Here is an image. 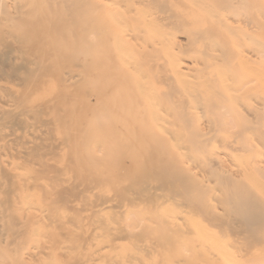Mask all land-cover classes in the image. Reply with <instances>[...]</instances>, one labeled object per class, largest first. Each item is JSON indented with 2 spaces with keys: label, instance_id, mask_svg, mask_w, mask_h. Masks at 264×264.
Wrapping results in <instances>:
<instances>
[{
  "label": "rangeland",
  "instance_id": "374dc122",
  "mask_svg": "<svg viewBox=\"0 0 264 264\" xmlns=\"http://www.w3.org/2000/svg\"><path fill=\"white\" fill-rule=\"evenodd\" d=\"M6 1L8 2L7 3L8 6L14 3H18V2L25 4L26 9H27L25 18L28 20H37L38 15L42 13L41 9L45 7V0H9V1L6 0ZM106 1L105 0H69L68 2H65L64 0H56V3L54 4L55 14L53 13L54 18L60 20V22H62V20L66 18V22H65L66 25L62 27V30L67 33L68 39L62 42V46H64L68 55H70L71 58L74 59V63L75 64L77 63V66H75V64L70 66L69 71L76 75H80L82 73L88 72L86 76L89 82V88H88L89 98L84 102V107L87 110V112L83 116H85L86 120L91 123V120L93 118L92 116L93 113L91 109L95 105L99 104L100 100H105L104 98H107L105 101H108V97L114 100L113 105L111 104V106H107L104 109L103 116H102V118H104L103 126L99 124L103 127L102 133H101L102 136L101 138H99V140L101 142H105V144L107 145H111L112 150L113 149H114L113 151L116 150L113 157L119 158L120 165H124L122 169L121 180L119 182V189L124 190V188H126V190L122 192V195L120 193L118 195L116 192L112 193L113 196L111 195V197L113 199V203L120 201V197L122 196L121 201L125 202L128 206H130L133 209V212H132L133 214L130 216V218L126 219L125 217L120 215L117 210L112 209L109 212V215H106L107 217L100 216L98 218V216L96 215L91 216L89 218V219H92L90 221L91 226L92 225L93 227L100 226V225H102V227L107 226L109 228L110 237L115 238L116 236H114V234L117 233V231L123 232V230L128 228L127 226H125L126 224L130 225L131 222H134L135 224H137V222L140 220L138 218L142 216H147L148 218H150L155 224L152 225L149 229L147 230L145 229V231L137 229V230H134L133 234H130V233L128 234L126 232H123L124 234H121V236L123 237L126 235L128 237V239L124 241L123 244L124 243H126L127 245L131 244L134 248H137L135 249L136 257L133 256L134 257L133 261H135L136 263L140 262V259L143 255L144 256L147 255V257H149L147 258L148 260L147 264H227V261H225L224 259H227L226 257L227 256L229 257V255H227L226 257L223 255V258L224 257L225 258L222 259V257L219 256V254L222 252H220L219 254L216 253L217 251H220L219 249H221V251L224 249L223 252L227 251L226 254L228 253V251L230 252L231 258L237 262L236 264L238 263L239 264H242V263L243 264H264V231H263L264 230V197H263L264 192L262 193L261 191L260 193L259 191L260 189L261 190H264V189L263 187H260L258 188L259 189L258 190L257 187H254V185H251L253 184V182L250 183V179H245L246 176L248 177L250 176L254 178V179L251 178L252 181L261 180V182H263L261 186H264V171L262 170V168L264 167V159H263L264 158V117L261 115L260 118L249 120L250 119L249 117L244 116L246 115V112L253 113L254 111H257L259 109V106L264 103V94H263L264 86L262 85V83H259L260 81L262 82L264 81L263 79L261 80L258 79V77L260 76L259 74L262 73L261 77L259 78H263V74H264V70L262 69V66H261V64L264 65V58H263L264 57V50H263L264 49V41H263L264 40V20H263L264 19V0L263 1L257 0V2L253 3L255 7V9L254 8L253 9L255 10V12L257 9L259 10L257 14L253 12L254 13L253 16L251 14L248 15L250 17V22L252 23V25H246L245 22L242 21V19L244 20V17H243L244 15L241 16V15H234V14L229 13L230 10H235L236 8H237L236 11H238L239 0L238 2H236L237 0L236 1L230 0L229 2L228 0H200L203 3L202 2L200 3V1L198 0L197 4L194 0H190L191 2L189 0H164L165 2L164 5L166 4L167 6H169V7H166L165 5L164 8L166 9L164 8L161 9V6L154 2L145 3V0H113L115 1V4H114L115 6L113 7L111 5L113 9H115L116 6L119 7V8L116 7V9L113 12H111V10H109L108 8H110L111 6L109 5L113 4L114 2L110 0L109 1L110 4L108 5L107 4L108 2L106 3ZM192 1H194V4H192ZM95 2L98 3L99 5L95 4ZM118 2L121 3V6ZM233 2H236V4L237 3L238 4L236 5ZM116 3H118L119 5L118 4L116 5ZM259 4H260V8H259ZM202 5H204V7ZM229 5H232V6L229 7ZM67 6L69 7V10H67ZM212 6H214V8ZM159 8L162 11L158 10ZM168 8H169V11H166L168 10ZM204 9L209 11V13L207 11H204ZM115 11H117L118 13ZM143 11L149 17L146 15L143 17L144 13H142V16H141L140 12H143ZM202 11L205 13L207 12L208 15L203 13ZM219 11H221L222 13H226V15L228 14L230 19H228V17H225L224 16L225 14L222 16V13H220ZM119 12H121V15L122 14L123 15L121 16ZM213 12L217 13L218 16H215L216 14ZM112 13L119 14V17H116L117 14L114 16L116 17V19L121 18L120 21H122V19H124L125 17L126 21L128 20L129 22H131L132 25L131 24L128 25L127 23L129 22L125 23L126 22L125 20L124 22L122 21L123 23H125L123 25L129 26V27L127 26V29L129 28L131 30V26H132V31H130L131 32L130 37L133 36V40H131L132 37L130 38L129 36H125L120 33V30L122 28L120 27V24H118V22H116V24L115 22H112V21H116V19L115 20L111 19L112 16L110 14ZM170 13L171 14L173 13L174 17L170 18L171 16L169 15ZM212 13L214 16L213 15L211 16ZM55 15H58V16H55ZM215 17L218 18L217 21ZM80 18L83 20H81ZM147 18H148L147 23L150 22V25H152V27L154 28L156 27L157 33H161L163 31L165 32L167 30L166 31L167 33L168 31H170L169 34L174 35V42L172 43L173 45L170 47L168 44L166 45V47L167 48L170 47V50L172 51L174 50L173 52L175 53L176 51H178L177 53L179 55L176 53L178 58L176 57V55H173V53L170 56H174V58H177L176 60L179 63H181L179 69L183 67L182 68L183 70L180 69L181 71H183V75H185L184 74L185 72H187L186 75L188 74L191 75L190 77L191 79L187 78V76L185 75L186 78L189 79L188 81L189 82L195 81L198 84V86H195L196 84L192 85L194 83H186L185 80L187 79H183L184 81H181L182 86L181 84L179 85V82L177 80L178 77L177 78L175 77V75H177V72L179 70L174 75L175 73L174 71L178 69L177 67L179 66L178 65L179 63L176 60H174V64L175 63H178V64H177V67H175V69L172 71L171 65L173 64L169 65L171 62L169 61V57H167L169 56L166 53L167 50L163 52L164 49H162V46L164 44V39L163 38L162 40L160 39L161 41H163V43L162 42L160 43V41L158 40L159 38H157L158 36H156L157 34L156 33L153 34V32L150 31L149 29L151 28L149 27L150 25L145 22L147 21ZM154 19L158 21L159 23L163 21L161 24H159L163 26H160V28H158L159 26H155L157 22ZM221 19L222 21H219ZM151 21H153V23L155 24H152ZM177 22H179L180 24ZM204 23H206L207 25H204ZM185 24H186V27L184 26V29H183V25ZM210 24H212V26ZM229 25L230 26L232 25V26L230 27ZM237 25L240 27H238ZM242 25L244 26L246 25V27L248 26L249 27L245 29L246 27L243 28L244 26ZM254 25H255V28H254ZM123 28H124L123 32L124 31L128 32L129 29L127 30L125 29V27ZM203 28L208 29L207 31L205 29V32L209 33L208 35L203 32L204 30L201 31ZM198 29L202 33L200 32L198 33L195 31V30L198 31ZM212 29L214 30V32H212L213 31ZM250 29L255 30V31L251 30L250 32ZM13 30L15 31L17 30L16 32L20 34L24 33V31L18 32L19 29H13ZM189 30L191 33H188ZM232 31H234L235 33H233ZM164 32L161 33V37H164V34L166 33ZM230 32H231V35L228 34ZM118 34H119V37H122L120 39L122 41L117 40L119 39ZM187 34H188V38L186 37ZM202 34L203 35L206 34V36H203ZM153 36L154 37L156 36V38H154ZM195 36L197 37L195 38ZM190 37H193V38H190ZM24 39H25V43L26 42L30 43L29 36H26V37L24 36ZM154 39H156L157 42L160 44L157 48L159 52L157 49H155V52H154L149 48L153 44L154 41L152 40ZM185 39H186V42H185ZM241 39L245 40L244 41L245 44L243 48L246 51L243 48L242 50L235 48L237 49L235 51L233 43L235 44ZM118 42H123L124 45H126V46L121 45L123 47V49L122 47H120L122 52L117 51L120 48L117 49L115 47L116 45L117 47L120 46V43L118 44ZM169 42L171 43L172 41H169ZM175 42L180 44V47H182L181 49H183L182 52H181V49H179L180 48L179 44H177L179 47L177 48V45ZM184 42L188 46H186ZM188 43H191L192 45ZM218 43L221 45H219ZM7 44L8 43H6V45ZM229 44H231V46ZM4 45H1L0 47L2 48V46L4 47ZM9 45L11 47L14 46L12 44H8V46ZM85 45L87 46L86 47L87 50L85 49ZM184 46H186L187 48L189 47V48L187 49ZM77 47H78V50H77ZM96 49H98L99 51L98 50L94 51ZM124 49L126 50L129 49L128 51L131 53V54H127L128 52L126 51L127 52L126 54L131 58L128 57L127 59L129 60H125L124 62L129 61L130 63L128 62V63L122 64L123 60L120 62L121 57L119 58V55H117V52L124 54ZM198 49H200V51L202 52H204L205 50H208L210 53L207 55H202V53H200ZM89 51L91 52L90 54H88ZM146 51H148V53ZM186 51L187 53H190V54L192 53L190 55L191 57L186 53ZM198 52H199V55L196 54ZM211 52L217 55H214ZM224 52H226L227 54ZM220 53L222 54L219 56ZM233 53L235 55H233ZM200 54L202 56H200ZM248 54L252 55L254 58L258 57V60L260 61V63H258L253 58L251 59L252 63L250 62V65L252 64V68H255V73L258 72L256 70H259V73H258L259 76L255 74L257 78L255 76L253 77L254 74L253 75L249 74L248 72L249 69H247V67H249L250 65L247 66L249 64L248 61L245 62L246 60L245 61L243 60L244 63L242 64V65L244 64L246 65L247 63L246 65L247 67L244 65L247 70L245 69L244 66H241L240 62L242 61H240V57H247ZM257 54H259V56ZM150 55H156V57L152 58L150 57ZM195 55H198V57ZM132 56H134L133 57L134 60L132 59ZM221 56H223L224 58ZM225 56L227 58H225ZM123 57L124 55L122 56V59H124ZM199 57L202 59H199ZM212 58L215 60L217 59L218 60L213 61L211 60ZM130 59H132L133 61H131ZM165 60H166V63L164 64ZM83 61L84 63L87 62V64L89 65V68H92L90 72H89V68L86 67L85 70H83V67L81 68L78 66V64H82ZM131 63H134L135 69L132 67L131 68L127 67ZM145 63H147V65ZM87 64L86 66H88ZM92 65L95 67H93ZM104 65H106V68H104ZM154 65H155L156 71L152 69ZM162 65L165 67L166 70H170L171 73L170 71L165 70V73H167L166 77L168 81L164 83L160 82L161 84L160 83L157 84L159 82L157 80V76L161 75L160 74L161 67L160 68H157V67L162 66ZM232 65L233 67H235V70H233L234 68L231 69ZM203 66H205L204 70L201 69L203 68ZM196 67L199 69H197ZM77 68H80V69H77ZM193 68H194V73L192 71ZM252 68L249 71H252ZM243 69H245L246 71ZM133 70L134 71L138 70L137 72L139 73L142 71V75H140L141 73L140 74L137 73V76H136V72H134L135 73L134 74ZM219 71L220 72L222 71L224 74H226L225 75L226 77L227 75L229 76L228 78L224 77L226 81L223 80L224 78L222 79L220 77V76H223V73L219 75L218 74L220 73ZM148 72L151 73L152 75L150 74L151 75L150 76ZM181 73H179V75L177 76H180ZM246 74H249V75H246ZM138 75L142 77L145 76L144 80L138 77ZM147 75L150 76V77L148 76L149 80L150 78L151 79L154 78V81L150 80L149 82V80L147 79ZM203 78H207V79H203ZM250 78L252 80H254L255 78V82L253 81L251 83L250 81L252 80H250ZM116 80L120 82V85L118 86V88H114L113 81H116ZM222 80L225 82H223ZM139 81H141L140 83H144V87L148 85L150 86V87H147V90L144 89L145 90L144 93H146V91L153 90L154 89L153 86L156 84L158 87L160 85L161 86L160 88H157V86H155V89L153 91H151L150 93L147 92V95L145 94L146 95V99H145V97L141 96L144 94H140L141 91L139 92V90L137 89L138 88L137 84ZM155 82L156 84L152 85V83H155ZM211 82H213V85ZM225 83H226L225 87H228V88L230 87L229 90L224 87ZM183 84L185 85L191 84L192 86L188 85V87H186ZM217 84H220V85H217ZM257 84L258 86H256ZM3 85L5 87H9V84L7 83H4ZM94 85L96 86L98 85L99 88L95 87L96 88L95 89ZM142 86L143 85H140L139 87L141 88L139 89H142L143 88ZM183 86H184V89L189 88L188 90L189 92L190 91L191 93L195 92L196 96H194V98L193 97L191 98L193 94H190L191 96L187 95L189 93L185 94V91L182 90ZM221 89L223 91H221ZM72 91L75 92L74 90ZM219 92H220V95H218ZM148 93L150 94V96H153V98L152 97L147 98ZM173 93L176 94V96ZM173 96L176 98H172ZM154 97L155 99L157 98V100H155ZM232 97H234L235 100H233ZM150 98L154 99L158 103V105L155 103L156 108H154L152 104L148 103V101L153 102L152 100H149ZM225 98H227V100ZM250 98H253L254 100ZM194 99L195 101L196 100L197 101L192 102ZM165 103H168V104L165 105ZM73 104H72V108L78 111L80 109L79 106H77L78 102H74ZM157 107H162L164 111V114H163L164 116L161 122L164 121V119H165V122L163 123V125L161 123L160 126L162 127V129L167 127L163 130H167L168 132L172 134V136L169 135L170 133L168 134L167 131L166 132L164 131L165 132L164 133L163 131L157 128L158 125L156 126V123H155L156 121L153 123V120H152L154 114L150 116L148 115V112L152 113L153 111V113L156 114V112L158 113L160 109L162 110V108H159L158 111L155 110L157 109ZM186 112H189L190 115H186L185 114ZM81 122L87 123L84 121H81ZM158 122L160 124V121ZM104 125L106 127H104ZM256 128L258 130H255ZM206 132H209V133H206ZM249 133H251L252 136ZM107 135H109V137ZM156 135L162 136L163 139L162 137L161 139H156L155 138L157 137ZM211 135L213 137H211ZM165 137L167 140L165 139ZM169 137H172L173 139L172 138L170 139ZM252 138H254L255 140L253 141ZM171 140L176 141L175 144L178 147H176V145H173V141ZM217 142H220V144ZM143 143H146V144H143ZM181 144L183 145L184 148L183 147L181 148L180 146ZM255 145H256V148H255ZM211 147H213V150L211 149ZM232 147H236L241 150L237 153L239 154L237 155V158L238 156L243 157L242 159H244V162L246 160L245 163L247 164V166H241V164L239 163H242V165H244V163L239 162L237 161V158H234L235 156L234 153L230 152L231 151L230 149ZM176 148H178L179 150ZM220 150L223 151V153H221ZM257 151L261 152L263 158H261L262 156H260ZM226 152H228L227 153L228 156L226 155ZM183 153L187 154L188 159L186 160L191 162L193 165L190 163L188 164V162L184 161V156L186 155ZM152 157H155V158H152ZM209 157H211L212 159L215 157L213 160H215L216 162H219L220 165H223L224 170L227 172L225 173L223 171H217V170L209 171L208 170L209 168L208 158ZM259 158H261L260 162H259ZM3 160L5 161V159ZM2 162L0 161L1 165L4 163ZM145 162L147 164H145ZM224 162H225V165H224ZM255 163L258 165L257 166L254 165ZM233 164L235 165V169L234 167H232L234 166ZM255 166L260 167L261 171L258 170L259 168H256ZM1 168L2 167H0V169ZM161 168H164L167 171H173V172L175 171V169L176 170L178 169L180 171L179 172L177 170L173 173L175 174L176 177L174 178V182L172 183L171 186L167 182H162V177H161V174L159 173ZM256 170L257 172H255ZM0 171H1L0 172V264H69V263L76 264L73 262L74 261L79 262V260L82 261V259L85 258L86 254H83L80 250L82 247V243H83V240L80 239L81 238L80 236L84 232L86 225L87 227L89 226V221L88 219H86V216L89 212H91L90 209L95 210L93 209V207H90V203L92 202V199H95L94 195L97 192L94 189H90V191H87L86 194L84 193V196L82 194H79L77 189H73V186H75V179L73 177L68 176L65 178L66 182L64 184L70 190L68 189V191L62 194H63V197H65L64 195H67L66 197H68L69 195L70 196L68 197V199H64L62 201L61 199L62 194H60L61 196L59 198L58 193H55L57 189L49 188V187L44 188L43 186L45 184H40V186L37 189H34L32 192H29V194L33 198H36V200L38 201L40 199L41 201L40 208H37V210L35 209L36 211L34 210L32 211V210L23 208L24 205H22V201L24 198L22 197H25L24 189L19 188L17 184L14 182V179L12 177H8L9 178L8 181L3 176L1 177V175H4V174H2V170ZM216 172L218 175L215 174ZM252 172L254 173V175ZM125 173L127 174L125 175ZM235 173H237L238 176ZM223 175H225V177ZM220 176H222V178H225V179H222ZM230 176L232 178H230V181H229ZM231 181L234 183H232ZM257 182H259L258 184H261L260 181H257ZM8 184H9V187H7ZM211 184H213L214 186ZM157 186L160 188V190L159 188L156 189ZM7 188L9 190H7ZM82 188H83L82 186L78 187V189H82ZM73 191H76V193L78 194L72 193ZM132 193L133 195H131ZM229 194L231 196H229ZM73 195H77V196L73 197ZM81 196L84 197V199ZM54 198L55 199L59 198L61 202L60 201L55 202ZM69 199L73 201L72 202L70 201L71 203L67 202L68 204H66L65 202L69 201ZM242 200H245V202L243 204H239V202ZM52 201H54V203H52ZM62 202H64V204ZM82 203H84L85 206L82 205ZM135 203L136 205H134ZM201 203L203 207H201L202 206ZM197 205H200L201 209H197V208H200ZM65 206L67 207L65 208ZM80 206L81 208H79ZM194 206H197V207L194 208ZM165 207L166 208L169 207L171 211H174L176 213V216L173 213L172 214L173 216L170 215V217H173V218L174 216L178 217L177 220L175 218L174 220L169 217L168 212H170V210L169 211L167 210L168 212L166 211L167 212L166 214L165 212H163L165 211L163 209ZM74 208L75 209L78 208V210L75 211L73 210ZM24 209L26 211H24ZM64 209L65 211L66 210L67 211L63 213ZM80 210L82 214L83 213L85 214V215L81 214L82 218L79 215L80 213H77V211L80 212ZM215 211H217L218 213H222L224 217H219L220 215L217 212L215 214ZM203 213H206L207 218L204 217ZM186 215H188V217L190 216V220L186 218L187 217ZM215 216L216 218H213ZM104 217L107 220L104 219ZM191 217L193 218V222L195 220L196 222L197 220H199L198 221L199 226L200 225L201 227L203 226L202 229L204 230V232L208 231V233H210L209 235L208 233L207 234L205 233L207 236H209L208 238H211L210 237L211 235L215 236L214 240L218 242L217 245H220L218 246V249L214 248L217 246L211 245V244L216 245V243H212L214 242V240H211L212 242L209 239H207L209 242H203V240L205 239L201 240L200 236H198V233L195 230L196 227L194 226V224L196 225V223H193V224L190 223L192 221ZM243 217L248 218L250 223L253 225L250 227H247L244 223ZM217 218L221 220H217ZM223 218L225 222H223ZM25 219L26 220L28 219L27 222ZM210 219H213L215 221L213 220L211 221ZM179 220H181L182 222H180ZM229 220H232V221H229ZM111 221H116V223H114L115 225L113 226H115L117 231H114V229H112L113 226L111 224ZM32 224H34V227ZM23 225H25V227ZM235 225H236V228H235ZM32 227H33L32 231L35 233L34 236L31 235ZM21 229L22 230L25 229L26 233H24L25 231L24 230L22 231ZM229 229H231V231H229ZM19 230H21L20 234H19L20 232ZM66 230H69V233L66 234ZM149 230H151V232ZM221 231L224 234L221 233ZM233 231L235 232V234ZM200 234H203V233L201 232ZM160 236L162 238H160ZM77 237H80V238H77ZM33 238L35 239V241L30 245H26L27 240L28 239L33 240ZM233 239L236 241H234ZM223 241L224 243H222ZM66 244H68V248H65ZM227 245L228 246L230 245V247H227ZM240 245H243L245 247H241ZM247 245H249L250 247ZM259 245H261V248L263 250L260 249ZM26 246L27 247L29 246V251H28V254L25 255L24 250ZM61 246H63L64 248L63 247L60 248ZM256 246H259V247H256ZM240 247L245 252V254L243 253V251H241ZM246 247L250 249L248 250ZM17 248L19 250V253H18ZM251 250L255 251V253L252 252ZM259 251H260V254L258 253ZM241 253L244 254V256L243 255L240 256ZM232 254L234 255L232 256ZM236 254H238L239 256ZM238 259L242 260L243 262L239 261Z\"/></svg>",
  "mask_w": 264,
  "mask_h": 264
},
{
  "label": "bare ground",
  "instance_id": "6f19581e",
  "mask_svg": "<svg viewBox=\"0 0 264 264\" xmlns=\"http://www.w3.org/2000/svg\"><path fill=\"white\" fill-rule=\"evenodd\" d=\"M9 1V0H8ZM65 2H68L69 0H64ZM106 1V0H105ZM110 0L106 1V3L109 5ZM113 1V0H112ZM190 1V0H189ZM196 2V4L198 3V0H194ZM194 1H192V4H194ZM200 1V0H199ZM230 0H228L229 2ZM232 1V0H231ZM236 1V0H234ZM258 1H263V0H258ZM114 2V3H113ZM111 3L113 4H110L109 6H115V1H113ZM150 2H154V3H157L158 5L161 6V9L164 8V0H145V3H150ZM191 2V1H190ZM202 1H200L201 3ZM238 2V0L236 1ZM236 2H233L236 4ZM254 2H257V0H239V8H238V11L235 10H230L229 13L231 14H234V15H241L244 17V20L242 19V21L245 22L246 25H252V23L250 22V17L248 16L249 14H251L253 16V12H255V7L253 5ZM8 2L6 0H0V46L1 45H4V47L2 46V48L0 47V161L2 162L3 159H5V161L3 160V164L1 165L0 164V167H2L0 170H2V174L4 175H1V177L3 176L7 181L9 180L8 177H12L14 179V182L17 184V186L19 188H22L24 189L25 191V197H22L24 198L23 201H22V205H24L23 208L25 209H28V210H34L36 211L37 208H40V205H41V201L39 199L36 200V198H33L29 192H32L34 189H37L40 184H45L43 187L44 188H54V189H57V191L55 193H58V197L60 198V194L62 193H65L66 191H68V187L64 184L66 182V177L70 176V177H73L75 179V186H73V189H77L78 190V193L79 194H82L84 196V193L86 194L87 191H90V189H94L97 193L94 195L95 196V199H92V202L90 203V207H93V209L95 210H91V212H87V216H86V219H88L89 221V226L85 227L84 229V232L82 233V235L80 237H77V238H80L81 240H83V243H82V247H81V252L83 254H86L85 258L82 259V261L79 260V262H73V263H76V264H147L148 263V260L147 258V255H143L140 259V262L139 263H136L135 261H133L134 257H136V250L137 248H134L131 244L130 245H127L126 243L123 244L124 241H126L128 239L127 235L126 236H121V234H124L123 232H126V233H130V234H133L134 230H144L145 229H149L152 225H154L155 223L150 219L148 218L147 216H142V217H139L138 219H140L137 224H135L134 222H131L130 225H125L127 226L128 228H126L125 230H123V232H118L115 228V225L114 223H116V221H111V224H112V229H114V231H117V233L114 234V236H116L115 238L114 237H110L109 235V228L106 226V227H102V225L100 226H95L93 227V225L91 226V220L92 219H89L91 216H98V218L100 216H106V215H109V212L112 210V209H115L118 211V213L120 215H122L123 217H125L126 219L130 218V216L133 214V209L128 206L125 202L121 201V198L122 196L120 197V201L116 202V203H113V199L111 197V195L113 196L112 193H117L119 195V193L122 195V192L124 190H126V188H124V190H120L119 189V182L121 180V175H122V169L124 167V165H120V159L119 158H115L113 157L116 150L113 151L112 150V146L111 145H107L105 144V142H101L99 140V138H101L102 136V129H103V119L102 116H103V112H104V109L107 107V106H111V104L113 105L114 103V100L109 98L108 97V101H105L107 98H104L105 100H100L99 104L95 105L91 110H92V113H93V118L91 120V123L89 121L86 120V117L83 116L86 114L87 110L85 109L84 107V102L89 98V95H88V88H89V82H88V79H87V73H82L80 75H76V74H73L72 72L69 71L70 69V66H72L74 63V59L71 58L70 55H68L67 51L65 50L64 46H62V42L67 40L68 39V35L65 31L62 30V27L64 25H66V18H64L62 20V22H60V20L58 19H55L54 16H53V13H54V4L56 3V0H45V7H43L41 9V14L38 15L37 17V20H28L25 18V15L27 13V9H26V5L25 4H22L21 2H18V3H14V4H11L10 6H8L7 4ZM13 3V2H12ZM42 3V2H41ZM72 3V2H71ZM119 3V2H118ZM116 3V5L118 4ZM203 3V2H202ZM95 4H98L95 2ZM120 6H121V3H119ZM118 4V5H119ZM227 4V3H226ZM236 4V5H237ZM44 5V4H43ZM99 5V4H98ZM135 5V4H134ZM152 5V4H151ZM211 5V4H209ZM228 5V4H227ZM110 7L108 8L109 10H111V12H113L115 9H113V7ZM204 7V5H202ZM232 6V5H229V7ZM72 7V6H71ZM100 7V6H99ZM166 7H169L166 5ZM196 7V6H195ZM208 7V6H207ZM214 8V6H212ZM236 7V6H234ZM238 7V6H237ZM241 7V8H240ZM106 8V7H105ZM112 8V9H111ZM119 8V7H118ZM124 8V6H123ZM254 8V9H253ZM259 8H260V4H259ZM87 9V8H86ZM101 9V8H100ZM160 8L158 10H161ZM166 9V8H164ZM207 9V8H206ZM206 9H204V11H207ZM226 9V8H225ZM224 9V10H225ZM228 9V8H227ZM67 10H69V7L67 6ZM76 10V9H75ZM102 10V9H101ZM131 10V9H130ZM145 10V9H144ZM147 10V9H146ZM215 10V9H214ZM254 10V11H253ZM258 10H256L255 14L258 13ZM38 11V10H37ZM40 11V10H39ZM162 11V10H161ZM166 11H169V8L168 10ZM213 11V10H212ZM227 11V10H226ZM225 11V12H226ZM47 12V13H45ZM49 12V13H48ZM117 12V11H115ZM173 12V11H172ZM203 12V11H202ZM209 13V11H207ZM205 13L208 15V13ZM217 12V11H216ZM220 13H222L221 11H219ZM218 12V13H219ZM224 12V11H223ZM70 13V11H69ZM74 13V12H73ZM110 13V11H109ZM118 13V12H117ZM117 13H112L110 14L109 16L111 17L112 20H115L116 17H119V14L121 15V12H119V14ZM142 13L143 14V17L146 15L148 16L144 11L143 12H140L141 16H142ZM154 13V12H153ZM215 13V12H213ZM213 13L211 14V16L213 15ZM245 13V14H243ZM55 14V13H54ZM84 14V13H83ZM95 14V13H94ZM117 16L115 17L114 15ZM129 14V13H128ZM132 14V13H130ZM164 14V13H163ZM216 15L215 16H218L217 13H215ZM225 14V15H224ZM100 15V14H99ZM123 15V14H122ZM121 15V16H122ZM127 15V14H126ZM157 15V14H156ZM161 15V14H160ZM166 15V14H165ZM171 15V17H174L173 16V13L169 14ZM184 15V14H182ZM221 15V14H220ZM225 16V17H228V14L226 15V13H222V16ZM260 15V14H259ZM55 16H58V15H55ZM120 16V17H121ZM162 16V15H161ZM214 16V15H213ZM92 17V16H91ZM95 17V16H94ZM115 17V18H114ZM130 17V16H129ZM149 17V16H148ZM176 17V16H175ZM220 17V16H219ZM114 18V19H113ZM158 18V17H157ZM163 18V17H162ZM201 18V17H200ZM216 18V21H217V17ZM81 19V18H80ZM101 19V18H99ZM121 18H117L116 21H112V22H118V24H120V27L122 28L120 30V33L125 35V36H129L131 35V32L132 31V26H131V30L127 29V26L129 24H131V22H129L128 20L126 21L125 17L124 19H122V21L124 22V20L126 21L125 23H127L128 25H123L125 23H123L122 21H120ZM175 19V18H174ZM227 19V18H226ZM263 19V18H262ZM83 20V19H81ZM155 20V19H154ZM179 20V19H178ZM177 20V21H178ZM253 20V19H252ZM260 20V19H259ZM264 20V19H263ZM120 21V22H119ZM156 21V20H155ZM172 21V20H170ZM174 21V20H173ZM180 21V20H179ZM219 21H222L219 20ZM84 22V21H82ZM92 22V21H91ZM138 22V21H136ZM146 23L148 22V18H147V21H145ZM158 23H156L155 26H159L158 28H160V26H163V25H159L161 23H159L158 21H156ZM167 22V21H165ZM214 22V21H213ZM99 23V22H98ZM122 23V24H121ZM152 24H155L153 23V21H151ZM179 23V22H177ZM184 23V22H183ZM194 23V22H193ZM96 24V23H95ZM150 25V22L147 23ZM169 24V23H167ZM180 24V23H179ZM122 25V26H121ZM132 25V24H131ZM204 25H207L206 23H204ZM212 26V24H210ZM228 25V24H227ZM246 25H242L244 26L243 28L246 27ZM260 25V24H258ZM140 26V24H139ZM154 26V25H153ZM165 26V25H164ZM171 26V25H170ZM179 26V25H178ZM184 26L186 27V24L183 25V29H184ZM192 26V25H191ZM220 26V25H219ZM222 26V25H221ZM230 26V25H229ZM232 26V25H231ZM230 26V27H231ZM238 26V25H237ZM263 26V25H262ZM118 27V28H120ZM123 27H125V29L128 30V32H123ZM129 27V26H128ZM149 28L150 31L153 32V34H157L156 36H158L157 38H159L158 40L160 41V43L163 41L162 38L164 39V44L162 46V49L163 52L166 51V53L169 55L167 57H169V61L171 62L169 65H171L170 67L172 68V71L175 69V67H177V64L179 63L176 59L178 58L176 53L178 51L173 52L172 50H170V47L173 45L172 43L174 42V35L172 34H169L170 31H168V33L164 32V37H161V33H157V29L156 27H152V25H150ZM182 27V26H181ZM240 27V26H238ZM249 27V26H248ZM248 27H246L245 29H247ZM257 27V26H256ZM178 28V27H177ZM213 28V27H212ZM227 28V27H226ZM234 28V27H233ZM254 28H255V25H254ZM258 28V27H257ZM13 29H19L18 32H22L24 31V33L20 34V33H17L15 30ZM24 29V30H23ZM84 29V28H83ZM86 29V28H85ZM162 29V28H161ZM182 29V30H183ZM206 31L208 30L207 28H205ZM205 29L203 28L201 31H203L204 33H206L207 35L209 34L208 32H205ZM210 29V28H209ZM67 30V28H66ZM90 30V29H89ZM93 30V29H92ZM126 30V31H127ZM154 30V31H153ZM213 30V29H212ZM237 30V29H236ZM242 30V29H241ZM244 30V29H243ZM252 29H250V32H251ZM259 30V29H258ZM122 31V32H121ZM161 31V30H160ZM196 32H200L199 29L198 31L195 30ZM230 31V30H229ZM228 31V32H229ZM252 31H255V30H252ZM194 32V31H193ZM214 32V30L212 31ZM217 32V31H216ZM221 32V31H220ZM233 33H235L234 31H232ZM241 32V31H240ZM246 32V31H245ZM243 32V33H245ZM262 32V31H260ZM70 33V32H69ZM85 33V32H84ZM128 33V35H127ZM173 33V32H172ZM178 33V32H177ZM180 33V32H179ZM185 33V32H184ZM188 33H191L190 30ZM202 33V32H200ZM203 33V34H204ZM218 33V32H217ZM248 33V31H247ZM73 34V33H72ZM75 34V33H74ZM80 34V33H79ZM175 34V33H174ZM202 34V35H203ZM203 35V36H206ZM231 35V32L228 33ZM262 34V33H261ZM23 35V36H22ZM81 35V34H80ZM214 35V34H213ZM212 35V36H213ZM247 35V34H246ZM24 36H29L30 38V43H25V39H24ZM156 36L154 38H156ZM163 36V34H162ZM177 36V35H176ZM181 36V35H180ZM183 36V35H182ZM74 37V36H73ZM100 37V36H99ZM117 37V36H116ZM118 37H119V34H118ZM132 37V38H131ZM131 40H133V36H131ZM178 37V36H177ZM186 37L188 38V34L186 35ZM197 36H195L196 38ZM210 37V36H209ZM231 37V36H230ZM72 38V37H71ZM122 37H119V41H122L120 40ZM128 38V37H126ZM176 38V37H175ZM186 38V39H187ZM190 38H193V37H190ZM215 38V37H214ZM76 39V38H75ZM161 39V40H160ZM186 39H185V42H186ZM208 39V38H207ZM246 39V38H245ZM255 39V38H254ZM115 40V39H114ZM116 40V41H117ZM135 40V39H134ZM156 39L152 40L154 41L153 44H149L151 45L149 48L155 52V49L158 48V46L160 45L157 40L155 41ZM168 40V41H167ZM203 40V39H202ZM211 40V39H210ZM224 40V39H223ZM235 40V39H234ZM126 41V40H125ZM147 41V40H146ZM169 41H172L171 43ZM191 41V40H190ZM189 41V42H190ZM198 41V40H197ZM244 41L243 39H241L240 41L236 42L235 44L233 43L234 45V49L235 48H238L240 50H242L243 46H244ZM264 41V40H263ZM76 42V40H75ZM124 42V41H123ZM123 42H118V44L120 43V46L117 47V45L115 46L117 49L122 47L121 45H124ZM127 42V41H126ZM134 42V41H133ZM143 42V41H142ZM182 42V41H181ZM184 42V44H186ZM192 42V41H191ZM227 42V41H226ZM232 42V41H231ZM235 42V41H234ZM6 43L8 44H12L14 45L13 47H11L10 45L8 46V44L6 45ZM99 43V42H98ZM176 43V42H175ZM145 44V43H144ZM169 44V48L166 47V45ZM179 44V43H176V45ZM183 44V43H182ZM188 44H191V43H188ZM219 44V43H218ZM258 44V43H257ZM67 45V44H66ZM148 45V44H147ZM165 45V47H164ZM192 45V44H191ZM190 45V46H191ZM221 45V44H219ZM231 46V44H229ZM126 46V45H124ZM186 46H188L186 44ZM186 46H184L185 48H187ZM208 46V45H207ZM253 46V44H252ZM68 47V46H67ZM86 45H85V49H86ZM89 47V46H88ZM176 47V46H175ZM174 47V48H175ZM179 47H180V44H179ZM178 45H177V48H179ZM223 47V46H222ZM248 47V46H246ZM147 48V47H145ZM182 47H180L179 49H181ZM189 48V47H188ZM187 48V49H188ZM191 48V47H190ZM195 48V47H194ZM229 48V47H228ZM231 48V47H230ZM116 49V50H117ZM123 49V47H122ZM173 49V47H172ZM186 49V50H187ZM196 49V48H195ZM208 49V48H207ZM222 49V48H221ZM233 49V48H232ZM244 49V48H243ZM77 50H78V47H77ZM81 50V49H80ZM87 50V49H86ZM98 49L94 50V51H97ZM129 49H124V54L123 53H118L117 51L119 52H122L121 51V48L118 49L116 52H117V55H119V58L121 57L120 59V62L122 61L124 63H128V62H124L125 60H129L127 59L129 56L127 54H131L129 51ZM145 50V49H144ZM149 50V49H147ZM158 50V49H157ZM183 49H181V52H182ZM200 53H202V55H207L209 54L210 52L208 50H205L204 52L200 51V49H198ZM237 49H235L236 51ZM245 50V49H244ZM264 50V49H263ZM84 51V50H83ZM99 51V50H98ZM101 51V50H100ZM128 53H127V52ZM139 51V50H138ZM171 51V52H170ZM185 51V50H184ZM197 51V50H196ZM211 51V50H210ZM227 51V49H226ZM246 51V50H245ZM82 52V51H81ZM80 52V53H81ZM88 52V51H86ZM148 53V51H146ZM159 52V50H158ZM170 52V53H169ZM199 52L196 53L199 55ZM250 52V50H249ZM91 52L89 51L88 54H90ZM127 53V54H126ZM176 55L177 58H174V56H170V55ZM175 53V54H174ZM187 53V51H186ZM185 53V55H186ZM195 53V52H194ZM212 53V52H211ZM226 53V52H224ZM150 54V53H149ZM178 54V53H177ZM189 56L192 54L190 53H187ZM214 54V53H212ZM222 53L219 54V56L221 55ZM227 54V53H226ZM229 54V53H228ZM242 54V53H241ZM74 55V54H73ZM84 55V54H83ZM124 55V59H122V56ZM134 55V53H133ZM145 55V54H143ZM179 55V54H178ZM184 55V56H185ZM198 55H195L198 57ZM200 54V56H202ZM214 55H217V54H214ZM233 55H235L233 53ZM259 56V54H257ZM89 56V55H88ZM238 56V55H237ZM256 56V55H254ZM134 56H132V59H133ZM139 57V56H138ZM137 57V58H138ZM145 57V56H144ZM150 57L152 58H155L156 55H150ZM160 57V56H159ZM171 57V58H170ZM191 57V56H190ZM223 57V56H221ZM234 57V56H232ZM261 57V56H260ZM77 58V57H76ZM126 58V59H125ZM131 58V57H129ZM136 58V59H137ZM173 58V59H172ZM180 58V57H179ZM195 58V57H194ZM224 58V57H223ZM225 58H227L225 56ZM254 57L250 54H248L247 57H240V62L241 63V66H244L242 65L245 62H249V64L246 65L249 66L250 65V62L252 63L251 59H253ZM262 58V57H261ZM264 58V57H263ZM73 59V60H72ZM88 59V58H87ZM132 59H130L131 61H133ZM145 59V58H144ZM197 59V58H196ZM199 59H202L199 57ZM239 59V58H238ZM256 62L260 63V61L258 60V57L254 58ZM174 60H176L178 63H175L174 64ZM198 60V59H197ZM213 61H217L215 59H211ZM230 60V59H229ZM244 60V61H243ZM149 61V60H148ZM151 61V60H150ZM199 61V60H198ZM76 62V61H75ZM168 62V61H167ZM181 62V61H180ZM221 62V61H220ZM99 63V62H98ZM97 63V64H98ZM130 63V62H129ZM166 63V60L164 61V64ZM204 63V62H203ZM219 63V62H218ZM239 63V64H240ZM87 62L84 63V61L82 62V64H78L79 67H83V70H85V68H89V65L86 66ZM132 64V65H131ZM129 66L127 67H132L134 68V63H131ZM147 65V63H145ZM158 64V63H157ZM180 64L179 63L178 65V69H176L173 73L174 75L176 74L177 72V75H179V73H181L180 76H177L175 75V77L177 78L178 82H179V85L181 84L182 86V83L181 81H184L183 79H191V75H186L187 72H185L183 75V70L182 68L179 69L180 67ZM187 64V63H186ZM205 64V63H204ZM203 64V65H204ZM101 65V64H100ZM103 65V64H102ZM127 65V64H125ZM136 65V64H135ZM156 65V64H155ZM155 65L152 67L153 70L156 71L155 69ZM160 65V64H159ZM237 65V64H236ZM245 65V66H246ZM75 66H77V63L75 64ZM93 66V65H92ZM143 66V65H141ZM202 66V65H201ZM244 66V67H245ZM246 66V67H247ZM262 69L264 70V65H262ZM95 67V66H93ZM157 67V66H156ZM161 67V68H160ZM205 66H203V68L201 69H205L204 68ZM223 67V66H222ZM245 67V69H246ZM104 68H106V65H104ZM103 68V69H104ZM157 68H160L161 69V75L160 76H157V80L159 81L157 84H159L160 82H166L168 81L167 77H166V74L165 73V67L162 65V66H159ZM190 68V67H189ZM192 68V67H191ZM197 68V67H196ZM234 68V69H233ZM252 68V64L247 67V69L251 70ZM77 69H80V68H77ZM92 68H89V72L91 71ZM124 69V68H123ZM135 69V68H134ZM168 69V68H167ZM199 69V68H197ZM226 69V68H225ZM231 69L235 70V67H233V65L231 66ZM243 69V70H245ZM246 69V70H247ZM259 69V68H258ZM101 70V69H100ZM132 70V69H131ZM222 70V69H221ZM224 70V68H223ZM245 70V71H246ZM249 74L253 75V77L255 76L257 78V76L255 74L258 75L259 73V70H256L258 71L257 73H255V68H252V71H249ZM138 70L134 71L133 70V73L136 72V76H137V73L142 75V71L139 73L137 72ZM153 71V72H155ZM160 71V70H159ZM166 71H170V70H166ZM193 73H194V68H193ZM207 72V71H206ZM220 72V71H219ZM253 72V73H251ZM149 73V72H148ZM171 73V71H170ZM199 73V72H198ZM202 73V72H201ZM221 73H223L222 71L220 73H218L219 75H221ZM247 73V72H245ZM261 73V72H260ZM135 74V73H134ZM144 74V72H143ZM151 73H149L150 75ZM159 74V73H158ZM204 74V73H203ZM202 74V75H203ZM207 74V73H206ZM249 74H246V75H249ZM262 74V73H261ZM261 74H259L258 76L261 77ZM97 75V74H96ZM147 75V79L149 80V77L152 75ZM217 75V74H216ZM226 74L223 73V76H220L222 79L225 77V78H228L229 76L227 75V77L225 76ZM149 76V77H148ZM170 76V75H169ZM184 76V77H183ZM209 76V74H208ZM123 77V76H122ZM121 77V78H122ZM141 79L144 80V77L145 76H139ZM153 77V76H152ZM171 77V76H170ZM250 77V76H249ZM252 77V76H251ZM258 79H263L264 81V74H263V78H259ZM98 78V77H97ZM112 78V77H111ZM125 78V77H124ZM182 78V79H181ZM193 78V77H192ZM208 78V77H207ZM207 78H203V79H207ZM225 78L223 80H225ZM231 78V77H230ZM229 78V79H230ZM108 79V77H107ZM110 79V78H109ZM189 79L185 80L186 83H194L192 85H195V86H198V84L195 82V81H188ZM210 79V78H209ZM100 80V79H99ZM150 80L154 81V78H150ZM149 80V82H150ZM194 80V79H193ZM222 80V81H223ZM250 80H252L250 78ZM172 81V80H170ZM209 81V80H207ZM206 81V82H207ZM212 81V80H211ZM226 81V80H225ZM223 81V82H225ZM246 81V79H245ZM255 82V78L254 80L250 81L251 83L252 82ZM259 81V80H258ZM110 82V81H109ZM141 81L138 82V90L140 92V94H144V95H141L142 97H145L146 99V95H147V92H151L155 89V86H157L156 82L155 83H152L153 84H156L154 85V89L151 90V91H146V93H144L145 90H147V87H150L149 85L144 87V83H140ZM147 82V81H146ZM214 82V81H213ZM213 82L212 85H213ZM219 82V81H218ZM4 83H7L9 84V87H5L3 84ZM114 83V88H118V86L120 85V82H118L117 80L116 81H113ZM168 83V82H167ZM201 83V82H200ZM199 83V84H200ZM210 83V82H209ZM259 83H262V85L264 86V82L260 81ZM112 84V83H111ZM110 84V85H111ZM150 84V83H148ZM161 84V83H160ZM172 84V83H171ZM204 84V83H203ZM202 84V85H203ZM215 84V83H214ZM255 84V83H254ZM93 85V84H92ZM140 85H143L142 89H139L141 87H139ZM184 86L188 87V85H191V84H183ZM191 85V86H192ZM205 85V84H204ZM203 85V86H204ZM217 85H220V84H217ZM226 83L224 84V87H225ZM229 85V83H228ZM232 85V84H230ZM246 85V84H245ZM7 86V85H6ZM161 86V85H160ZM160 86L157 88H160ZM172 86V85H171ZM170 86V87H171ZM176 86V85H175ZM173 86V87H175ZM184 86L182 88V90L185 91V94L186 93H189L187 94L188 96L190 94H193V96H191V98L195 95V92H192L191 91L189 92V88L188 89H184ZM258 86V84L256 85ZM99 88V86L97 85H94V88ZM169 87V88H170ZM249 87V86H248ZM251 87V86H250ZM95 88V89H96ZM192 88V87H190ZM229 90L228 87H225ZM224 88V89H225ZM235 88V87H234ZM263 88V87H262ZM145 89V90H144ZM163 89V88H161ZM195 89V88H193ZM204 89V88H203ZM214 89V88H213ZM233 89V87H232ZM249 89V88H248ZM253 89V88H251ZM72 90H74L75 92H73ZM143 90V91H142ZM158 90V89H157ZM179 90V89H178ZM181 90V91H182ZM187 90V91H186ZM238 90V89H237ZM162 91V90H161ZM174 91V90H173ZM221 91H223L221 89ZM172 92V91H171ZM216 92V90H215ZM103 93V92H102ZM148 93V96L147 98L149 97H152L153 96H150V94ZM154 93V92H153ZM162 93V92H161ZM93 94V93H91ZM111 94V93H109ZM146 94V95H145ZM155 94V93H154ZM174 94V93H173ZM184 94V95H185ZM264 94V92H263ZM159 95V93H158ZM176 96V94H174ZM220 95V92L219 94ZM113 96V95H112ZM117 96V95H115ZM156 96V95H154ZM199 96V95H198ZM209 96V95H208ZM223 96V95H222ZM94 97V96H93ZM231 97V95H230ZM235 97V96H234ZM233 98V100H235ZM259 97V96H258ZM117 98V97H115ZM172 98H176V97H172ZM200 98V97H198ZM240 98V97H239ZM262 98V96H261ZM155 99V97H154ZM154 99H149V100H152L153 102H149V104H152L154 108H156V104L158 105V103L155 101L157 100V98L154 100ZM163 99V98H162ZM178 99V98H177ZM227 100V98H225ZM250 99H253V98H250ZM260 99V98H259ZM185 100V98H184ZM191 100V99H190ZM205 100V99H204ZM207 100V99H206ZM213 100V99H212ZM238 100V99H237ZM254 100V99H253ZM261 100V99H260ZM102 101V102H101ZM155 101V102H154ZM167 101V100H165ZM174 101V100H173ZM181 101V100H180ZM195 99L192 101L194 102ZM197 101V100H196ZM195 101V102H196ZM74 102H78L77 106H79V110L76 111L74 108H72V104ZM179 102V101H178ZM200 102V101H199ZM226 102V101H225ZM154 103V104H153ZM156 103V104H155ZM215 103V102H214ZM227 103V102H226ZM235 103V102H234ZM239 103V102H238ZM246 103V102H244ZM168 104V103H165V105ZM193 104V103H191ZM75 105V104H73ZM211 105V104H210ZM260 105V104H259ZM191 106V105H190ZM196 106V105H195ZM152 107V106H151ZM256 107V106H255ZM77 108V107H76ZM159 108H162V107H157V110ZM181 108V106H180ZM199 108V107H198ZM245 108V107H244ZM200 109V108H199ZM197 109V110H199ZM253 109V108H252ZM137 110V109H136ZM154 110V112H155ZM194 110V109H193ZM264 103L261 104L259 106V109L257 111H254L253 113H248L246 112V115H244L245 117H249L250 119L249 120H253L255 118H260L261 115L264 117ZM205 111V110H204ZM208 111V110H207ZM222 112V111H221ZM109 113V112H108ZM107 113V114H108ZM200 113V111H199ZM153 123L155 122L156 123V126H160L161 123L163 125V123L165 122V119L164 121L161 122V120L163 119V114H164V111H163V108L162 110L160 109L159 112L156 114L153 113H149L148 112V115H153ZM186 115H190L189 112H186L185 113ZM184 114V115H185ZM218 114V113H217ZM110 115V114H109ZM196 115V114H195ZM200 116V115H199ZM168 118V117H167ZM166 118V119H167ZM202 118V117H201ZM200 120V119H199ZM203 120V119H202ZM201 120V121H202ZM81 121H84V122H87V123H83ZM160 121V124L159 122ZM174 121V120H173ZM204 121V120H203ZM230 121V120H229ZM200 122V121H199ZM234 122V121H233ZM196 123V122H195ZM101 124V125H99ZM106 124V123H105ZM167 124V123H166ZM203 124V123H202ZM109 126V125H107ZM141 126V125H140ZM139 126V127H140ZM157 128L161 131H167V130H163L165 128L162 129V127H158ZM104 127H106L104 125ZM144 127V126H143ZM153 127V126H152ZM195 128V127H193ZM204 128V127H203ZM214 128V127H213ZM204 130V129H203ZM209 130V129H208ZM255 130H258L257 128ZM164 132V133H165ZM168 132V131H167ZM205 132V131H204ZM170 132H168L169 134ZM206 133H209V132H206ZM167 134V133H166ZM167 134V135H168ZM251 136L252 134L249 133ZM169 135L172 136V134L170 133ZM175 135V134H174ZM109 137V135H107ZM157 136V135H156ZM162 136L158 135L157 137H155L156 139H161ZM211 137H213L211 135ZM170 139L172 137H169ZM163 139V137H162ZM166 139V137H165ZM173 139V138H172ZM240 139V137H239ZM253 141L255 140L254 138H252ZM167 140V139H166ZM165 140V141H166ZM173 141V140H171ZM220 141V140H219ZM222 141V140H221ZM176 141H173V145H176L175 144ZM180 142V141H179ZM125 143V142H124ZM220 144V142H217ZM130 144V143H129ZM142 144V143H141ZM143 144H146V143H143ZM166 144V143H165ZM125 145V144H124ZM227 145V144H226ZM128 146V145H127ZM141 146V145H140ZM151 146V145H150ZM181 148L183 147V145L181 144L180 145ZM220 146V145H219ZM224 146V145H223ZM176 147H178L176 145ZM192 147V146H191ZM204 147V146H203ZM114 148V147H113ZM180 148V147H179ZM184 148V147H183ZM255 148H256V145H255ZM254 148V149H255ZM178 149V148H176ZM205 149V148H204ZM211 149L213 150V147H211ZM179 150V149H178ZM216 150V149H215ZM232 153H234V158H237V154L239 151H241L239 148H236V147H232L230 149ZM221 151V150H220ZM262 151V150H260ZM260 151H257L259 153L260 156H262L261 152ZM160 152V151H159ZM181 152V151H179ZM219 152V151H217ZM229 152V153H230ZM221 153H223V151H221ZM228 152H226V155L228 156L227 154ZM236 153V154H235ZM160 154V153H159ZM185 154V153H183ZM231 154V153H230ZM152 155V154H151ZM154 155V154H153ZM186 156H184V161L188 162V164H192L191 162H189L188 160V156L187 154H185ZM224 155V154H223ZM241 155V154H240ZM150 156V155H149ZM242 156V155H241ZM187 157V158H186ZM152 158H155V157H152ZM183 158V157H182ZM215 158V157H214ZM213 158V159H214ZM243 157H240L238 156L237 158V161L239 162H243L244 165H242V163H239L241 164V166H247V164L244 162V159H242ZM263 158V156L261 157ZM261 158H259V162L261 160ZM211 157L208 158V162H209V168L208 170H217V171H223V172H227L224 170V166L223 165H220L219 162H216L215 160H213ZM226 159V158H224ZM239 159V160H238ZM242 159V161H241ZM264 159V158H263ZM164 161V160H163ZM162 161V162H163ZM200 161V160H199ZM224 161V160H223ZM226 161V160H225ZM236 161V160H235ZM169 162V161H168ZM229 162V161H228ZM227 162V163H228ZM252 162V161H251ZM255 162V160H254ZM170 163V162H169ZM145 164H147L145 162ZM187 164V165H188ZM230 164V163H229ZM246 164V165H245ZM249 164V163H248ZM164 165V164H163ZM193 165V164H192ZM191 165V166H192ZM224 165H225V162H224ZM231 165V164H230ZM234 165V164H233ZM254 165H258V164H254ZM166 166V165H165ZM163 166V167H165ZM172 166V165H170ZM175 166V165H174ZM255 166V167H256ZM184 167V166H183ZM228 167V166H227ZM226 167V168H227ZM234 167L235 169V165L232 166ZM173 168V167H172ZM247 168V167H246ZM256 168H259L258 170H260V167H256ZM264 168V167H263ZM262 168V170L264 171V169ZM168 169V168H167ZM170 169V168H169ZM184 169V168H183ZM191 169V167H190ZM154 170V169H153ZM178 170V169H177ZM175 169V171H177ZM194 170V168H193ZM237 170V169H236ZM248 170V169H247ZM252 170V168H251ZM174 171V172H175ZM179 171V170H178ZM230 171V170H228ZM235 171V170H233ZM249 171V170H248ZM261 171V170H260ZM1 172V171H0ZM173 171H167L166 169L164 168H161L160 170V174H161V177H162V182H167L170 186L172 185V183L174 182V178L176 177L175 174ZM180 172V171H179ZM184 172V171H183ZM242 172V171H241ZM257 172V170L255 171ZM198 173V172H197ZM209 173V172H208ZM220 173V172H218ZM230 173V172H229ZM253 173V172H252ZM127 173H125L126 175ZM216 175L217 172L215 173ZM237 175V173H235ZM124 175V176H125ZM226 175V174H225ZM225 175H223L225 177ZM254 175V173H253ZM6 176V177H5ZM211 176V175H210ZM213 176V175H212ZM235 176V175H234ZM238 176V175H237ZM188 177V176H187ZM206 177V176H205ZM222 178V176H220ZM246 176L245 179H250V183L253 182V184L251 185H254V187H257L260 188V187H263L264 189V186H261L263 182H261V180H256V181H252V177H248ZM230 178H232L231 176L229 177V181H230ZM238 178V177H237ZM252 178V179H251ZM257 178V177H256ZM139 179V178H138ZM188 179V178H187ZM222 179H225V178H222ZM161 180V179H160ZM200 180V179H199ZM232 180V179H231ZM189 181V180H188ZM249 181V180H248ZM257 181H260L261 184H258L259 182ZM211 182V181H210ZM209 182V183H210ZM232 182V181H231ZM239 182V181H238ZM138 183V182H136ZM145 183V182H143ZM212 183V182H211ZM214 183V182H213ZM234 183V182H232ZM257 183V184H256ZM74 185V184H73ZM136 185V184H134ZM213 185V184H211ZM230 185V183H229ZM241 185V184H240ZM79 186H82L83 188L82 189H78ZM140 186V185H139ZM166 186V185H165ZM188 186V185H187ZM197 186V185H195ZM214 186V185H213ZM235 186V185H234ZM7 187H9V184L7 185ZM128 187V186H127ZM144 187V186H143ZM146 187V186H145ZM164 187V186H163ZM231 187V186H230ZM149 188V187H148ZM159 188L158 186L156 187V189ZM173 188V187H172ZM130 189V188H129ZM140 189V187H139ZM164 189V188H163ZM190 189V188H189ZM256 189V190H257ZM7 190H9L7 188ZM70 190V189H69ZM76 190V191H77ZM160 190V188H159ZM158 190V191H159ZM219 190V189H218ZM259 190V189H258ZM72 191V189H71ZM76 191H73L72 193H75V194H78L76 193ZM134 191V190H132ZM182 191V189H181ZM260 193L262 191V193L264 192V190H259ZM258 191V192H259ZM219 192V191H218ZM221 192V191H220ZM172 193V192H171ZM68 194V193H67ZM170 194V193H169ZM175 194V193H174ZM213 194V193H212ZM225 194V193H224ZM264 194V193H263ZM54 195V194H53ZM133 195V193L131 194ZM177 195V194H176ZM65 197L67 195H64ZM70 196V195H69ZM68 196V197H69ZM74 196H77V195H73ZM126 196V195H125ZM222 196V195H221ZM229 196H231L229 194ZM251 196V195H250ZM63 197V194L61 196V199L62 201L64 199H68V197ZM72 197V195H71ZM82 197V196H81ZM158 197V195H157ZM176 197V196H175ZM179 197V196H178ZM264 197V196H263ZM39 198V197H38ZM58 199H55L54 198V201L55 202H59L60 200ZM84 199V197H82ZM91 198V196H90ZM89 198V199H90ZM82 199V200H83ZM128 199V198H127ZM126 199V200H127ZM139 199V198H137ZM172 199V198H171ZM188 199V198H187ZM9 200V199H8ZM7 200V201H8ZM58 200V201H56ZM77 200V198H76ZM151 200V199H150ZM54 201H52V203H54ZM71 200L69 199V201H66L65 203L68 204ZM73 201V200H72ZM71 201V202H72ZM75 201V200H74ZM91 201V200H90ZM129 201V200H128ZM61 202V201H60ZM68 202V203H67ZM70 202V203H71ZM150 202V201H149ZM207 202V201H206ZM245 202V200H242L239 202V204H243ZM51 203V202H50ZM64 204V202H62ZM142 203V202H141ZM80 204V203H78ZM198 204V203H196ZM11 205V204H10ZM82 205L85 206L84 203H82ZM136 205V203L134 204ZM202 205V203H201ZM251 205V204H250ZM8 206V205H7ZM68 206V205H67ZM65 206V208L67 207ZM72 206V205H71ZM75 206V205H74ZM140 206V205H139ZM200 207V205H197ZM197 206H194V208H196ZM10 207V206H9ZM70 207V206H69ZM163 207V206H162ZM203 207V205L201 206ZM200 208H197V209H201ZM206 207V206H205ZM81 208V206L79 207ZM83 208V207H82ZM24 209V211H26ZM36 209V210H35ZM72 209V208H71ZM84 209V208H83ZM165 211V214L170 210L169 213V217L170 215L173 216L172 214L174 213L175 216H176V213L174 211H171V209L168 208H163ZM27 210V211H28ZM69 210V209H68ZM73 210H78L77 209H73ZM82 210V209H81ZM81 210L80 212L77 211V213H80L79 215L81 216ZM168 210V211H167ZM189 210V209H188ZM204 210V209H203ZM67 211V210H66ZM65 209L63 211L66 212ZM71 211V210H70ZM83 211V210H82ZM167 211V212H166ZM222 211V210H221ZM220 211V212H221ZM85 212V211H84ZM210 212V210H209ZM208 212V213H209ZM214 212V211H213ZM212 212V213H213ZM217 211H215V214H216ZM223 212V211H222ZM192 213V212H191ZM218 213V212H217ZM225 213V212H224ZM67 214V213H66ZM188 214V213H186ZM204 214V217L207 218V215L206 213H203ZM220 216L219 217H224L222 213H218ZM82 215H85L84 213ZM190 215V214H189ZM196 215V214H194ZM193 215V216H194ZM222 215V216H221ZM174 218L177 220L178 217H175ZM178 216V215H177ZM187 219L190 220V216L188 217V215H186ZM192 216V217H193ZM29 217V216H28ZM84 217V216H83ZM107 217V216H106ZM191 217V218H192ZM203 217V218H204ZM82 218V216H81ZM172 219H174L173 217H170ZM205 218V219H206ZM213 218H216L213 217ZM29 219V218H28ZM27 219V220H28ZM31 219V218H30ZM104 219H106L104 217ZM174 219V220H175ZM180 219V218H179ZM240 219V218H239ZM26 220V219H25ZM26 220V222H27ZM107 220V219H106ZM188 220V221H189ZM207 220V219H206ZM211 221L213 219H210ZM217 220H221V219H218ZM216 220V221H217ZM227 220V219H225ZM243 220H244V223L247 227H250L252 226L253 224L250 223V221L248 220V218L246 217H243ZM16 221V220H15ZM87 221V222H88ZM137 221V220H136ZM135 221V222H136ZM180 222H182L181 220H179ZM178 221V222H179ZM199 220H196L193 222V218H192V221L190 223H196V225L194 224V226L196 227V231L198 233V236H200L201 240L202 239H205L203 240V242H209L207 239H209L210 241L211 240H214L215 239V236L211 235L210 237L212 238H208L209 236H207L206 234L208 233V231L204 232V230L202 229L203 226L201 227V225L199 226ZM215 221V220H213ZM229 221H232V220H229ZM254 221V220H252ZM14 222V221H13ZM33 222V221H31ZM69 222V221H68ZM96 222V221H94ZM223 222L224 221V218H223ZM237 222V221H236ZM235 222V223H236ZM72 223V222H71ZM86 223V222H85ZM198 223V225H197ZM222 223V222H221ZM19 224V223H18ZM21 224V223H20ZM66 224V223H64ZM102 224V223H101ZM110 224V225H111ZM220 224V223H219ZM258 224V223H257ZM261 224V223H260ZM263 224V222H262ZM33 227H34V224H32ZM72 225V224H70ZM203 225V224H202ZM213 225V224H212ZM224 225V224H223ZM25 227V225H23ZM22 226V227H23ZM75 226V225H74ZM193 226V225H192ZM263 226V225H262ZM33 227L31 228V231L33 229ZM193 227V228H195ZM198 227V228H197ZM229 227V226H228ZM74 228V227H73ZM205 228V227H204ZM234 228V226H233ZM235 228H236V225H235ZM111 229V228H110ZM111 229V230H112ZM200 229V230H199ZM208 229V228H207ZM220 229V228H219ZM251 229V228H250ZM262 229V228H261ZM22 230V229H21ZM21 230H19V234L21 233ZM25 231V229H23ZM22 230V231H23ZM187 230V228H186ZM185 230V231H186ZM263 230V229H262ZM261 230V231H262ZM151 232V230H149ZM223 231V230H222ZM221 231V233H223ZM229 231H231V229H229ZM264 231V230H263ZM202 232L203 234H200ZM234 232V231H233ZM26 233V231L24 232ZM32 234L31 235H35V233L32 231L31 232ZM69 233V230H66V234ZM73 233V232H72ZM206 233V234H205ZM240 233V232H239ZM242 233V232H241ZM16 234V233H15ZM200 234V235H199ZM210 233H208L209 235ZM224 234V233H223ZM235 234V232H234ZM22 235V234H21ZM80 235V234H79ZM232 235V234H231ZM19 236V235H18ZM235 236V235H234ZM246 236V235H245ZM205 237V238H204ZM207 237V238H206ZM244 237V235H243ZM160 238H162L160 236ZM262 238V237H261ZM28 239L27 242H26V245H30L32 244L35 239L33 238V240H30ZM219 240V239H217ZM223 240V238H222ZM234 240V239H233ZM236 241V240H234ZM259 241V240H258ZM139 242V241H138ZM202 242V243H203ZM212 242V241H211ZM212 243H216L215 244H211L213 246H217V247H214L216 249H218V246L220 245H217V241L214 240V242ZM224 243V241L222 242ZM233 244V243H232ZM236 244V243H235ZM239 244V243H238ZM210 245V244H209ZM225 245V244H224ZM18 246V245H17ZM237 246V245H235ZM239 246V245H238ZM241 247H245L243 245H240ZM249 246V245H247ZM260 246V249L263 250L261 248V245ZM259 246H256V247H259ZM63 246H61L60 248H62ZM71 247V246H70ZM208 247V246H207ZM211 247V246H210ZM227 247H230V245ZM240 247L241 251L242 248ZM250 247V246H249ZM64 248V247H63ZM65 248H68V244H66ZM239 248V247H237ZM247 248V247H246ZM16 249V248H15ZM248 249V248H247ZM250 249V248H249ZM248 249V250H249ZM259 249V248H258ZM259 249V250H260ZM18 250V248H17ZM67 250V249H66ZM212 250V249H211ZM220 251H217L216 253L219 254V256L222 257V259H224L227 255H229V257L227 256L226 258L229 259H224L225 261H227V264H236L237 262L231 258V254L230 252L228 251V253L226 254V252L223 250L221 251V249H219ZM247 250V251H248ZM254 250V249H252ZM251 250V251H252ZM257 250V248H256ZM28 251H29V246L25 248L24 250V253L25 255L28 254ZM215 251V249H214ZM239 252V251H238ZM255 253V251H252ZM18 253H19V250H18ZM146 253V252H145ZM236 253V252H234ZM240 253V252H239ZM238 253V254H239ZM243 253L245 254V252L243 251ZM257 253V252H256ZM260 254V251L258 252ZM236 254V255H238ZM244 254H240V256H244ZM31 255V254H30ZM223 255L225 256L223 258ZM234 254H232L233 256ZM247 255V254H246ZM256 255V254H255ZM140 256V255H138ZM239 256V255H238ZM27 258V257H26ZM72 258V257H71ZM138 258V257H137ZM232 260H231V259ZM236 258V257H235ZM78 259V258H77ZM246 259V257H245ZM239 261L243 262L242 260L238 259ZM238 261V262H239ZM204 262V261H203ZM230 262V263H229ZM235 262V263H233ZM69 263V262H68ZM249 263V262H247ZM70 264V263H69ZM72 264V263H71ZM239 264V263H238ZM243 264V263H242Z\"/></svg>",
  "mask_w": 264,
  "mask_h": 264
}]
</instances>
